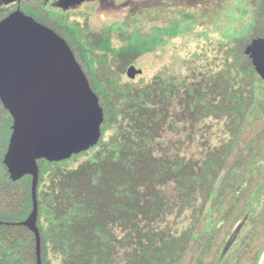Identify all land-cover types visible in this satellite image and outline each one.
<instances>
[{
  "label": "trees",
  "instance_id": "1",
  "mask_svg": "<svg viewBox=\"0 0 264 264\" xmlns=\"http://www.w3.org/2000/svg\"><path fill=\"white\" fill-rule=\"evenodd\" d=\"M249 6L237 35L227 37L224 66L215 74L184 86L156 76L139 88L120 82L119 75L151 51L141 44L170 36L163 27L149 35L134 30L115 48L111 30L97 38L43 0L20 6L64 38L103 111L96 145L69 159L37 160L42 264H54L55 257L62 264H258L264 250V81L244 49L253 38H264V0H250ZM14 9L0 10V19ZM112 56L121 62L114 63ZM172 98L180 110L169 121ZM120 115L128 117L130 130L105 140ZM208 117L224 118L229 136L201 160L155 154L153 141L165 124L171 128L187 118L193 125ZM11 123L0 102V129L8 125L0 151V264H37L34 233L15 224L32 209L31 176L12 180L2 162ZM90 152L75 168L68 167ZM170 183L176 193L168 195L162 186ZM177 203L178 213L191 208V220L174 234L156 223ZM118 247L130 248L122 263L112 261Z\"/></svg>",
  "mask_w": 264,
  "mask_h": 264
},
{
  "label": "rangeland",
  "instance_id": "2",
  "mask_svg": "<svg viewBox=\"0 0 264 264\" xmlns=\"http://www.w3.org/2000/svg\"><path fill=\"white\" fill-rule=\"evenodd\" d=\"M85 1L67 5L65 8L69 7L71 10L66 9L62 12L69 14V22H77L85 32L93 31V36L95 35L97 38H106L108 32L113 31L110 34V44L115 48L124 45L134 30L138 31L140 35H149L155 28L163 27L164 34L170 35L161 36V39L160 37L150 38L148 42L141 44L142 48L146 46L152 48L151 51L141 54L132 63L141 70L140 73H136L131 78L126 75V68L125 72L119 75L120 82H127L138 88L151 83L156 76L177 85L183 83L187 85L215 74L224 66V50L228 44V38L237 35L240 26H242V18L245 17L242 11L244 8L248 9L250 5V0ZM8 3L10 1L0 0V10L15 8V5H3ZM54 11L58 12L59 10ZM184 14L192 15V17L187 19ZM248 18L250 16H246L245 19ZM126 25L128 26L126 27ZM189 29L191 30L189 31ZM114 32L124 35L119 36ZM183 32L185 34L171 36ZM112 60L114 63L121 62L115 56H112ZM170 110L169 121L174 119L173 113L180 110L176 98H172ZM128 125V117L120 115L117 122L105 132V140L118 134L120 130H130ZM7 127L8 125L5 124L0 129V151L7 139ZM228 136L224 118L208 117L193 125L187 118H183L175 120L171 128L165 124L164 131L153 141V146L155 154L167 153L171 156L184 157L185 160L199 161L205 157L209 150L224 142ZM91 154L92 152L87 156L77 158L68 167L75 168ZM162 188L168 195L176 193L173 190V183L162 186ZM175 199L179 201L177 198ZM178 206V203L173 205L164 219L156 223L159 228L169 229L172 233L177 234L189 225L191 208L185 206L178 213ZM240 225L241 222L236 224L235 232L239 231ZM233 237L234 235L228 243ZM125 250L129 251L130 248L118 247L112 261L114 263L124 262ZM53 263L62 264V258H53Z\"/></svg>",
  "mask_w": 264,
  "mask_h": 264
},
{
  "label": "water",
  "instance_id": "3",
  "mask_svg": "<svg viewBox=\"0 0 264 264\" xmlns=\"http://www.w3.org/2000/svg\"><path fill=\"white\" fill-rule=\"evenodd\" d=\"M244 53L264 81V38H253ZM140 72L133 64L126 69L131 78ZM0 102L12 119L2 162L12 180L31 176L32 209L15 224L34 233L36 262L42 264L37 160L69 159L96 145L103 111L64 38L20 8L0 19ZM258 264H264V250Z\"/></svg>",
  "mask_w": 264,
  "mask_h": 264
},
{
  "label": "flooded vegetation",
  "instance_id": "4",
  "mask_svg": "<svg viewBox=\"0 0 264 264\" xmlns=\"http://www.w3.org/2000/svg\"><path fill=\"white\" fill-rule=\"evenodd\" d=\"M7 1H10V3L3 4V5H6V6L15 5V9H16V8H20V6L24 5L25 1L28 2V1H33V0H7ZM43 1H44L45 6H47L49 9L59 10V12H62L63 10H66V9L71 10L69 7L65 8V6L75 5L76 3H78V2L80 3L83 0H43ZM87 1H89V0H86L85 2H87ZM83 4H84V2H83ZM50 6H53L55 8H51ZM62 13H66V12H62Z\"/></svg>",
  "mask_w": 264,
  "mask_h": 264
},
{
  "label": "crops",
  "instance_id": "5",
  "mask_svg": "<svg viewBox=\"0 0 264 264\" xmlns=\"http://www.w3.org/2000/svg\"><path fill=\"white\" fill-rule=\"evenodd\" d=\"M113 47V46H112Z\"/></svg>",
  "mask_w": 264,
  "mask_h": 264
}]
</instances>
